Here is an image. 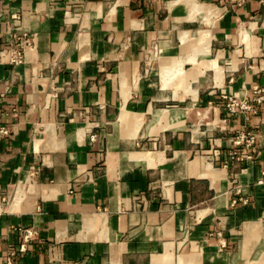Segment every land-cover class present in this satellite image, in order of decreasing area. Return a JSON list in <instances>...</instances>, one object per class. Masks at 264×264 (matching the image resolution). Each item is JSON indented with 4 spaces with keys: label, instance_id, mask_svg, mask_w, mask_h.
<instances>
[{
    "label": "crops",
    "instance_id": "obj_1",
    "mask_svg": "<svg viewBox=\"0 0 264 264\" xmlns=\"http://www.w3.org/2000/svg\"><path fill=\"white\" fill-rule=\"evenodd\" d=\"M263 133L264 0H0V264H264Z\"/></svg>",
    "mask_w": 264,
    "mask_h": 264
},
{
    "label": "built area",
    "instance_id": "obj_2",
    "mask_svg": "<svg viewBox=\"0 0 264 264\" xmlns=\"http://www.w3.org/2000/svg\"><path fill=\"white\" fill-rule=\"evenodd\" d=\"M32 43V39L28 34L23 35V41L20 49H15L11 53V59L14 63H22L23 57H24V48L25 46H28ZM238 108L241 109H247L250 108V105L246 101L239 102L236 99L230 97L229 103H228V110L230 113L237 112ZM2 133H7L8 130L2 129ZM264 134V133H263ZM257 134H254L252 132H246V131H239L236 136L234 137V146L231 148L229 153V159L230 162L233 161H251L253 159V153L257 150ZM245 145L247 148L250 149L249 152L241 153L239 150V147L242 145ZM264 174V172H263ZM260 184H264V179H260L258 181ZM237 193L241 194L242 189L240 187L237 188ZM243 202H247V199L241 198ZM32 236L31 233H27L25 235V240L28 241V239ZM227 242L225 240H222L221 245L224 247L226 246ZM25 245L22 246L23 250Z\"/></svg>",
    "mask_w": 264,
    "mask_h": 264
}]
</instances>
